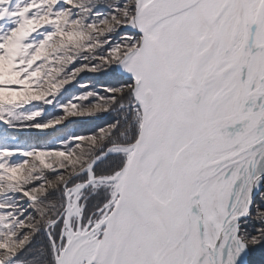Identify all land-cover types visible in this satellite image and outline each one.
<instances>
[{
  "label": "snow or ice",
  "instance_id": "snow-or-ice-1",
  "mask_svg": "<svg viewBox=\"0 0 264 264\" xmlns=\"http://www.w3.org/2000/svg\"><path fill=\"white\" fill-rule=\"evenodd\" d=\"M0 264H264V0H0Z\"/></svg>",
  "mask_w": 264,
  "mask_h": 264
}]
</instances>
